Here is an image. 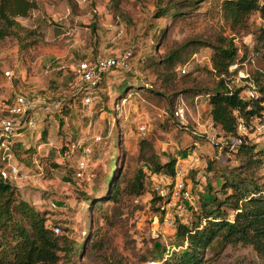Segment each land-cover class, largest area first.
<instances>
[{"label":"rangeland","instance_id":"374dc122","mask_svg":"<svg viewBox=\"0 0 264 264\" xmlns=\"http://www.w3.org/2000/svg\"><path fill=\"white\" fill-rule=\"evenodd\" d=\"M35 2L36 7L26 16L17 17L24 27L17 29L18 36L8 35L0 40V120L8 114L15 93L40 101H71V107L58 115L62 119L60 132L57 133V122L51 117L45 123L43 137L30 139L35 145L44 140L38 149L45 147L50 151L51 144L59 143V135L73 134L75 141L94 148L87 156V166L94 176L86 182L67 180L64 159H59L56 153H48L35 165L25 162L23 159L29 154L20 150L19 159L16 158L18 177L11 182L23 199L36 209L47 211L48 222L55 220L63 232L81 242L74 264H161L171 249L178 248L179 241L174 226L162 221L156 207L160 205L170 214L173 225L178 217L189 220L191 209L187 206L191 199L207 180L217 188L214 177L219 168L235 164L231 155L217 145L222 139L215 133L218 129L208 124L202 127L208 117L205 96L194 94L189 88L211 83L212 77L206 71L208 43L217 30L228 32L218 10L219 0H199L188 12L172 15L169 10L160 16L154 14L156 5L166 0ZM249 20L258 24L257 12L251 13ZM250 38L249 34H243L235 41L250 44ZM188 40L177 59L188 61L187 77L180 80L174 68L169 70L165 66L160 72L153 59L164 57ZM128 48L133 50L129 70L112 69L105 73L99 95L87 108H82L79 99L84 83L77 77V63L117 56ZM247 67L248 71L259 67L264 72V59H257ZM124 76L128 82L118 87ZM235 85L245 84L238 80ZM180 101L186 106L187 126L194 127L198 136L182 129L175 119L156 115L159 107H171ZM261 105L264 106V101ZM29 113L36 114L35 107L32 112L16 115L13 129ZM260 120H264V109L260 116L247 121L243 135L264 147V133L254 131ZM139 124L145 126L143 134L138 131ZM35 125L37 135L43 123ZM92 134L101 135L99 142L91 141ZM142 136L160 158L174 156L175 161L187 168L182 178L192 195L190 199H176L165 208L162 200L171 178L163 172L150 171L137 158ZM137 169L142 171L141 193H122L115 202L101 198L99 208L92 207L83 197L85 192L105 195L109 174L116 173L122 185ZM260 171L264 174V158ZM153 191L158 194L163 191L162 200L151 201ZM91 239L99 244L92 250L88 249ZM206 254L211 255L206 264H264L249 244L227 243L216 254L210 250Z\"/></svg>","mask_w":264,"mask_h":264},{"label":"trees","instance_id":"16d2710c","mask_svg":"<svg viewBox=\"0 0 264 264\" xmlns=\"http://www.w3.org/2000/svg\"><path fill=\"white\" fill-rule=\"evenodd\" d=\"M198 2L199 0H166L162 4L156 3L154 14L160 16L170 10L172 15H177L194 9ZM35 7V0H0V40L8 35L17 37V29L24 28L17 17L26 16ZM218 10L228 32L224 33L222 29L217 30L212 35V41L208 43L210 51L206 71L212 77L211 83L204 87L189 88L193 89L194 94L205 96L208 118L211 125L219 131L215 133L222 138L217 145L223 152L231 155L235 164L219 168L214 177L218 184L217 188L212 187L210 181L207 180L202 190L197 192L194 199H191V203L187 206L191 209L189 220L175 218L173 226L179 241L178 248L171 249L162 258L161 264H206L211 257L206 254V250L216 254L227 243L249 244L264 261V174L260 171L263 165L264 147L258 146L255 141H250L237 132L239 120L247 126V121L260 116L264 109L261 105L264 101V72L259 67L248 71L247 67L256 92L253 95L241 93L245 85H235L232 77L239 63L249 53H253L254 62L257 59H264V0H219ZM253 12H257L260 18L258 24L249 20ZM243 34L251 36L250 44L235 41L239 35ZM188 42L189 40L171 49L162 58L153 59L154 64L159 66L160 72L165 66L169 70L174 68V71L180 75V80L187 77L189 74L188 61L177 59H179V50H183ZM132 55L133 50L131 49V57ZM232 63H237V67L230 70ZM182 65L186 67L183 73L179 72ZM115 70L127 72L129 69ZM104 74L94 85L93 98L99 95L100 85L105 79ZM128 80L126 76L122 77L118 87L127 83ZM183 89L187 91L188 87ZM58 100L60 102L56 110L25 115L21 125H18L12 134L0 135V139L5 138L11 161L17 166V152L20 150L29 154L23 160L33 162L35 165H38L41 157H46L48 153L49 155L56 153L59 159H64L61 163L64 164V176L67 180L86 182L94 175L88 166L81 177L75 175V159L81 154V146H78L79 144L73 139V134L59 135V143L51 144L50 151L45 147L41 151L38 149L41 148L44 140H40L35 145L30 139L33 136L36 139L43 137L45 123L51 117L57 122V133L60 132L62 119L58 115L71 107V101ZM176 103L171 107L159 108L166 110L167 115L165 116L179 122L182 129L187 130L193 136H198L194 127H188L187 122L179 121L173 115L172 110ZM30 114L35 115L36 123H43L37 135L34 132L36 125L26 124ZM70 130L74 133L72 129ZM237 135L240 141L231 147L230 137ZM138 144L137 158L144 161L150 171L163 172L170 178L173 177L174 156L164 155L160 158L151 143L143 136L140 137ZM70 145H74L72 151H68ZM93 149L91 148L90 154L93 153ZM53 161L59 163L56 159ZM4 163L5 160L1 158L0 151V169ZM115 174L111 173L106 178L105 195L83 193L88 204L99 208L101 198L115 202L119 200L122 193H141L143 181L140 169H137L132 177L125 180L122 185H120L121 180L118 179V175ZM151 196L153 202L162 200V195L154 191ZM167 196L168 194L162 202L166 201ZM156 209L162 215L163 207L159 205ZM46 216L47 211L38 210L23 199L11 180L0 174V264L75 263L82 247L81 242L63 232L55 220L48 222ZM53 224L58 225L59 231L52 230ZM98 246L97 241L89 240L88 249L92 250Z\"/></svg>","mask_w":264,"mask_h":264},{"label":"built area","instance_id":"2783aa9c","mask_svg":"<svg viewBox=\"0 0 264 264\" xmlns=\"http://www.w3.org/2000/svg\"><path fill=\"white\" fill-rule=\"evenodd\" d=\"M131 57V49H126L122 53L117 56H102L96 57L92 60H81L77 63L76 71L77 77L80 81L84 83V86L81 88V95H80V105L82 108H87L89 104H91L93 97H94V85L100 79L101 75L104 73L110 72L112 69H129L128 60ZM254 55L253 53H249L246 58H244L240 63L239 67L236 69V72L232 74L233 82L241 80L245 84L242 92L246 95H253L255 94V89L253 85L252 79L249 77L247 66L249 64L254 63ZM237 67V63H232L229 67L230 70ZM186 70L185 65H182L179 68V72H184ZM197 98V96L195 97ZM59 100H50V101H40L38 99H29L26 98L23 94L15 93L11 96V102L8 105V114L1 118L0 120V135H9L12 134L15 130L13 126L15 124V116L22 115L27 111H33L34 107L35 110L40 113H46L48 111H54L57 109L59 105ZM185 104L180 101L177 102L172 110L173 115L179 121H185ZM156 115L159 117L167 115L166 110L162 108H158L156 111ZM27 125L34 126L36 124V117L35 115H31L27 122ZM205 124L211 125L210 119L207 117L205 123H202V127ZM139 133H144L145 126L143 124L138 125ZM247 131V126L241 122V120L237 123V132L239 134H244ZM255 132H262L264 133V120H260L254 126ZM92 142H99L101 139L100 134H92L90 135ZM240 141L239 135L230 137V146L232 147L233 144ZM78 146H81V154H79L75 159V166L76 171L75 175L81 177L84 173V169L88 165V158L87 156L91 153V145L89 144H80L79 141H76ZM74 145H70L68 151H72ZM0 151H1V158L5 160L3 167L0 169V174L2 177L8 178L10 180H14L18 177V167L15 163L11 161V155L8 151V145L6 143L5 138L0 139ZM65 155H67L65 153ZM187 168L183 167L181 162L179 163L178 160L175 161L174 164V175L171 178L170 186H168L167 191V199L164 202V206H170L174 203L176 199H190L191 195L189 189L185 186L184 179L182 178L184 174H186ZM165 193L162 191L160 195H164ZM166 194V195H167ZM165 195V197H166ZM51 205H54L51 202ZM162 221L169 227H173V220L170 214L166 211L162 213ZM52 230L54 232L59 231L58 225L53 224Z\"/></svg>","mask_w":264,"mask_h":264},{"label":"crops","instance_id":"0c3cea01","mask_svg":"<svg viewBox=\"0 0 264 264\" xmlns=\"http://www.w3.org/2000/svg\"><path fill=\"white\" fill-rule=\"evenodd\" d=\"M207 109H208V105H207Z\"/></svg>","mask_w":264,"mask_h":264}]
</instances>
